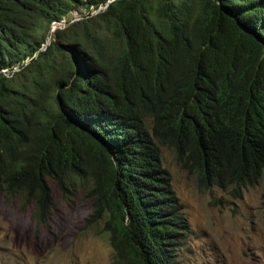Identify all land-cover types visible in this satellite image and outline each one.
Wrapping results in <instances>:
<instances>
[{
  "label": "trees",
  "instance_id": "1",
  "mask_svg": "<svg viewBox=\"0 0 264 264\" xmlns=\"http://www.w3.org/2000/svg\"><path fill=\"white\" fill-rule=\"evenodd\" d=\"M15 65L31 84L8 82ZM161 145L204 185L262 179L264 206V0H0L5 195L43 222L46 178L66 193L87 176L112 263L175 264L186 221Z\"/></svg>",
  "mask_w": 264,
  "mask_h": 264
},
{
  "label": "rangeland",
  "instance_id": "2",
  "mask_svg": "<svg viewBox=\"0 0 264 264\" xmlns=\"http://www.w3.org/2000/svg\"><path fill=\"white\" fill-rule=\"evenodd\" d=\"M89 14L71 10L65 19ZM59 58L56 52L54 60ZM19 68L7 69L8 75L14 73L8 82L31 84V73L17 72ZM160 154L186 221L174 245L175 264H264L263 180L235 195L229 186L202 184L194 170L176 160L171 148L161 145ZM46 179L52 203L43 222L33 219L32 200L22 203L0 190V264H113V249L101 228L104 217L94 222L86 219L88 177L69 174L66 193L52 177Z\"/></svg>",
  "mask_w": 264,
  "mask_h": 264
},
{
  "label": "built area",
  "instance_id": "3",
  "mask_svg": "<svg viewBox=\"0 0 264 264\" xmlns=\"http://www.w3.org/2000/svg\"><path fill=\"white\" fill-rule=\"evenodd\" d=\"M94 10H97V8L96 9H94ZM60 22H64L63 21V19H60V20H52L51 21V23H50V29L52 30L55 26H59L60 25ZM16 68H19L18 66H13L12 68H2L1 70L6 74V75H8V71L9 70H11V69H16ZM7 69H8V71H7ZM11 73H12V71H11Z\"/></svg>",
  "mask_w": 264,
  "mask_h": 264
}]
</instances>
